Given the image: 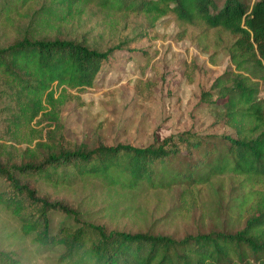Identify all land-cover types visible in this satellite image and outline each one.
<instances>
[{
    "label": "trees",
    "instance_id": "1",
    "mask_svg": "<svg viewBox=\"0 0 264 264\" xmlns=\"http://www.w3.org/2000/svg\"><path fill=\"white\" fill-rule=\"evenodd\" d=\"M33 0H0V24ZM64 22L74 10L93 5L122 18L141 16L153 27L167 16L181 25L221 30L233 40L227 48L230 66L218 75L205 103L222 101L220 121L228 134L198 135L185 131L145 146L116 144L90 150L47 147L42 123L59 129V109L81 106L80 93L94 87L102 67L118 43L104 51L84 41L42 39L25 35L0 48V97L11 98L4 109L0 157L9 150L18 163L0 162V208L18 220L33 246L59 251L56 264H264V0H54ZM213 101V102H214ZM211 104H216V102ZM44 139L45 141H41ZM26 144L24 150L11 148ZM34 143V144H33ZM45 150V155L40 151ZM230 176L245 190L247 219L231 233L211 231L180 240L147 233L107 231L84 221L75 210L39 197L25 183L40 180L54 188L98 182L110 189L149 192L182 189L180 202L215 179ZM26 179V180H24ZM64 219L53 230L51 218ZM0 264H21L0 252Z\"/></svg>",
    "mask_w": 264,
    "mask_h": 264
},
{
    "label": "rangeland",
    "instance_id": "2",
    "mask_svg": "<svg viewBox=\"0 0 264 264\" xmlns=\"http://www.w3.org/2000/svg\"><path fill=\"white\" fill-rule=\"evenodd\" d=\"M254 1L248 0L250 4ZM63 13L54 0L31 1L11 21L0 24V48L25 35L84 41L99 51L118 43L126 47L102 67L94 87L79 94L81 106L68 103L59 109V129L47 127V122L41 124L47 147L60 144L69 150H90L100 145L145 146L185 131L198 135L230 133L220 121L222 101L212 100L216 104H211L200 100L213 80L230 66L227 48L233 38L226 32L181 25L172 16L150 27L141 16L122 18L93 5L74 10L61 22ZM260 97L264 99V87ZM4 109H14L8 96L0 97L1 132L6 130L2 119L9 117ZM8 145L20 150L27 147L14 142ZM47 147L40 155H45ZM9 151L0 162L18 163L20 154ZM25 183L39 197L75 209L84 221L107 231L180 240L211 231L234 233L247 219L245 207H241L246 191L230 176L193 192L186 198L187 207L181 205L182 189L178 187L127 192L89 181L59 188L37 179ZM63 219L61 214L52 216L53 230ZM0 252L13 254L21 264H56L59 254L33 246L21 233L18 220L1 208Z\"/></svg>",
    "mask_w": 264,
    "mask_h": 264
}]
</instances>
